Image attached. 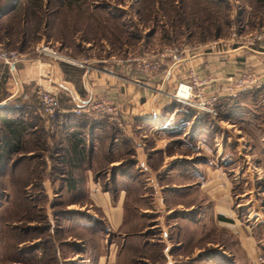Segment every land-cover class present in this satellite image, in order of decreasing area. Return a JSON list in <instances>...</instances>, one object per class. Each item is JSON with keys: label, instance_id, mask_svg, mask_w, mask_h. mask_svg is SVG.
Listing matches in <instances>:
<instances>
[{"label": "crops", "instance_id": "crops-1", "mask_svg": "<svg viewBox=\"0 0 264 264\" xmlns=\"http://www.w3.org/2000/svg\"><path fill=\"white\" fill-rule=\"evenodd\" d=\"M20 3L16 0L14 10L1 16L0 23L14 17ZM24 49L18 51L14 68L0 63V122L20 119L27 129L22 140L35 137L42 126L31 90L56 94L59 114L52 127L43 124L58 144L52 172L59 178L43 181L40 190L51 192L55 200L61 196L58 192L74 191L78 203L67 205L68 210L75 204L94 208L95 212L87 210L88 215L92 212L88 223L80 225L101 242L94 248L83 243L82 264H119L114 245L123 239L126 246L129 237L135 264H264V219L239 214L234 176L220 167L234 164L226 153L228 146L255 147L244 143L245 131L236 128L247 123L246 112L257 117L255 111H261L249 100L264 92V45L199 52L150 80L121 71L112 57L89 59L80 68L39 55L34 47ZM188 69L216 81L212 94H221L226 78L248 69L262 86L237 99L220 97L221 120L215 123L205 115H186L170 99L176 84L186 81ZM102 95L120 105L123 128L73 114L90 98ZM230 129L236 133L233 144ZM185 148L191 156L178 154ZM252 156L247 151L239 159L249 167ZM28 187L23 185V190ZM261 193L264 196V187ZM127 204L136 205L130 217ZM108 235L116 239L109 243Z\"/></svg>", "mask_w": 264, "mask_h": 264}, {"label": "rangeland", "instance_id": "rangeland-1", "mask_svg": "<svg viewBox=\"0 0 264 264\" xmlns=\"http://www.w3.org/2000/svg\"><path fill=\"white\" fill-rule=\"evenodd\" d=\"M9 1L0 0V7L9 5ZM18 9L14 17L0 23V46L20 52L43 42L73 62L133 57L166 46L205 45L226 40L233 31L247 33L264 28V0H44L37 13L42 26L32 16L28 0H21ZM258 96L249 102L261 109L254 110L261 118L246 112L247 123L236 124L241 133L245 131L244 143L255 147L242 150L228 146L225 150L234 164L220 165L234 176L235 207L244 219L255 215L264 219V196H260L264 187V92ZM180 106L186 115H205L215 123L221 120L219 107L213 116ZM232 131L231 144L236 142ZM25 139L20 152L4 156L0 164V264H82L83 243L94 248L101 242V237L80 225L88 223L94 208L81 209L75 204L68 210L67 205L78 203L74 191L58 192L61 196L55 200L51 192L35 187L38 181L59 178L52 172L56 161L46 155L53 146L42 131ZM247 151L253 153L250 169L239 159ZM190 153L186 148L178 150L180 156ZM200 154L207 156L202 150ZM25 184L29 187L23 190ZM135 206L127 204V216L135 212ZM87 210H92L90 215ZM71 211V215L64 213ZM69 236L74 240H68ZM106 237L109 243L116 239ZM78 239L81 241L77 244ZM127 242L124 246L119 239L114 245L119 264H135L133 238ZM124 247L129 249L125 252Z\"/></svg>", "mask_w": 264, "mask_h": 264}, {"label": "built area", "instance_id": "built-area-1", "mask_svg": "<svg viewBox=\"0 0 264 264\" xmlns=\"http://www.w3.org/2000/svg\"><path fill=\"white\" fill-rule=\"evenodd\" d=\"M264 45V28L254 30L247 33L239 34L233 31L230 37L226 40H214L209 44L192 46L184 44L182 46H166L165 48L154 52H142L133 57L116 58L113 63L123 72L137 73L145 76L147 80L155 78L165 72L170 66L181 63L184 59L193 58L199 52L215 51L224 48H243L253 49L255 46ZM35 52L39 55L53 58L63 63H71L80 68L86 66V62H73L68 58L60 55L57 50L52 49L48 45L41 43L35 47ZM18 51L7 49L0 46V63L14 68L18 61ZM216 81L209 76L197 75L194 70L188 69L186 81L176 84L170 99L176 103L192 109L200 114L215 115L218 100L220 97L229 99L239 98L240 96L249 93L253 89L261 88L258 77L250 69L244 70L239 77H228L223 81L220 92L221 94H212V84ZM32 94L40 107L46 123L52 127V122L59 114L60 107L57 96L54 92L46 91L41 88L32 89ZM26 98V96H24ZM73 114L77 116H86L96 121H106L116 126L123 128L122 111L120 105L108 100L105 96L92 97L85 102L81 107L75 108ZM262 259L258 258V262Z\"/></svg>", "mask_w": 264, "mask_h": 264}, {"label": "trees", "instance_id": "trees-1", "mask_svg": "<svg viewBox=\"0 0 264 264\" xmlns=\"http://www.w3.org/2000/svg\"><path fill=\"white\" fill-rule=\"evenodd\" d=\"M28 2H29V7L31 9L32 16H34L38 20L37 25L42 26L41 25L42 22L40 20L41 16H38L37 13H38V11L42 10L41 7H42V3L44 2V0H28ZM15 4H16V0H10L9 1V5L7 4V5L1 6L0 7V17L4 16V15H7L11 11H13L14 8H15ZM238 33L241 34L242 32L238 31ZM6 67L7 66H5V68ZM63 67H65V66L63 65ZM72 70H74V69H72ZM74 71H76L78 74H81L80 71H77V70H74ZM233 99H237V98H233ZM233 99H230V100H233ZM219 103L220 102L218 100V105H219ZM218 105H217V107H218ZM37 107H38V105H37ZM37 109H38L37 116L39 118V119L38 118L37 119H38L39 123L42 126L41 130H39L38 133H40L42 131L47 136V140L49 141L48 144H51L53 147L49 148V150L46 153V155L50 156L49 159L55 161L53 159V157H55L54 156L55 155L54 149L57 146L54 145V141L51 140L52 139L51 134L46 129V126L43 124L46 121H45V117H44L40 107H38ZM0 125H2L1 129H2V132H3L2 133L3 134V139H2L3 140V144H2V147H1L2 151L0 150V164H2L4 162V160H5L4 156L8 157L12 153H19L20 152V147H21L22 142H23L22 138H23L24 133L27 131V129H26V126L23 123V121L20 120V119L19 120L4 119L3 121L0 122ZM6 147L8 148L7 150H6ZM40 157H42V156H40ZM56 163L57 162H55L54 164H56ZM52 170H53V168H52ZM46 175H48V174H45V176ZM35 187L42 188V181H38V184ZM64 213L65 214L68 213V214L71 215V213H69V212H64ZM26 231H27V229H26Z\"/></svg>", "mask_w": 264, "mask_h": 264}]
</instances>
